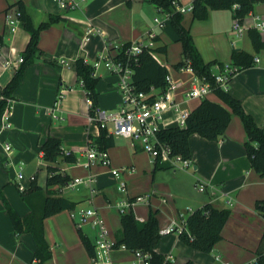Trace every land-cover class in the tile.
<instances>
[{"label": "crops", "instance_id": "0c3cea01", "mask_svg": "<svg viewBox=\"0 0 264 264\" xmlns=\"http://www.w3.org/2000/svg\"><path fill=\"white\" fill-rule=\"evenodd\" d=\"M19 1L24 3L36 27L48 21L50 15H59L61 20L41 31L40 53L32 63L24 66L22 78L12 93L14 106L11 127L0 131V264H27L34 261L36 241L29 232H16L4 198L21 216L30 213L31 208L22 197L18 184L23 183L29 187L33 181L31 176L35 175V181L46 187L48 172L42 143L50 136L60 138L65 149L75 151L77 159L84 161L86 157L83 150L91 143L89 136L96 138L100 134L101 129L88 121L90 108L86 102V90L73 68L76 59L83 58L93 65L108 48L111 55H117L122 45L143 38L151 29L154 17L164 13L161 19H164L165 26L157 29L156 38L160 63L168 68V72L180 84L176 98L184 107L192 111L202 100L185 97V91L193 84L194 73L177 67V63L184 59L182 43L178 40V33L166 24L170 18L169 11L159 9L152 0H132L131 5L128 0H78L79 6L74 9L63 8L54 0H0L3 54L15 59L23 55L30 39L29 32L21 24L12 31L5 21L6 11L16 10ZM251 12L264 16V0L255 3ZM189 14L188 18L184 16V25L190 28L204 60L216 62L212 66L214 72L218 63L231 62L235 48L259 58L253 66L237 71L227 89L242 101L244 109L253 115L256 123L264 126V48L256 50L253 44L249 33L253 29L250 15L244 20L249 28L242 37H237L232 30L235 14L233 6L209 8L206 18L194 16L193 11ZM90 26L99 31L84 42L83 35ZM260 33L264 39V31ZM61 59H65L66 63ZM22 64L18 67H5L0 61V100L4 87ZM101 67L107 68L103 63L95 71L101 81L97 86L98 92L100 96L104 92L115 94L117 101L102 99L98 107L117 110L121 103L118 75L107 68L110 73L105 69L107 74L103 76L97 72ZM62 89L68 90L59 99ZM159 91L156 88L154 94ZM207 98L229 108L214 92ZM54 106L57 108L52 111ZM161 124L162 128L176 125V115L167 113ZM247 139L241 117L232 113V119L219 139L209 140L198 133L190 136V168L175 170L168 181L150 185L147 191L139 194L136 190H128L129 195L123 194L118 189L119 182L117 184L115 180L106 184L103 175L105 167L109 169L110 166L94 164L87 169L79 162L59 160L57 164L71 178L86 176L90 170L94 172L97 179L95 186L99 192L92 196L87 187H81L63 194L74 201L76 207L62 210L44 220L45 236L53 251L52 258L45 264H93L79 230L95 243V228L90 224L81 229L77 227L72 215L74 210L79 207H97L112 237L117 239L121 234L122 215L115 205L116 201L147 193H152L151 200L134 204L133 211L141 221H145L151 209L158 210L160 228L172 220L179 222L182 213L186 212L188 216L191 211L208 202L231 211L222 231V239L210 252L191 247L180 238L179 233L162 235L156 251L174 263L192 260L195 264H224L216 259L217 254L233 264L254 261L264 232V215L256 208V202L264 199V176L251 166L245 148ZM117 140L119 137L115 138V144L107 150L112 167L134 168L132 171H123L118 178L119 181L124 179L127 185L137 177H144L152 165L153 175L155 170L164 165L172 166L169 162L159 161L156 165L157 161L139 145L133 146L126 138L127 141L121 143ZM5 142H10L13 147L10 159L3 149ZM11 159L13 165L10 164ZM25 166L30 169L28 174L23 170ZM19 171L25 175L21 180L17 177ZM178 178H184L187 187ZM198 182L205 185L204 191L195 187ZM193 186L196 192L192 191ZM53 189L58 187L54 186ZM113 257L115 264L139 262L133 252L124 247H118Z\"/></svg>", "mask_w": 264, "mask_h": 264}, {"label": "trees", "instance_id": "16d2710c", "mask_svg": "<svg viewBox=\"0 0 264 264\" xmlns=\"http://www.w3.org/2000/svg\"><path fill=\"white\" fill-rule=\"evenodd\" d=\"M263 0H193L194 16L206 18L209 8H232L236 3L239 7L235 10L240 18H245L252 11L254 4ZM152 2L162 9L170 12L171 22L175 27L183 47L184 59L177 63L181 68L189 64L194 72L201 78L209 81L212 85L213 92L225 105L213 101L209 98H203L200 104L194 108L186 120L184 126L172 125L158 130L159 140L165 142L171 147L173 156L181 155L183 158H191L192 151L190 147V136L198 133L201 136L216 140L225 133L231 119L232 113L239 115L243 121L248 139L245 148L251 162V166L261 176H264V126H259L253 115L246 112L242 101L232 95L228 89H224L215 82L214 71L212 66L216 62H206L195 44L190 28L183 24L184 15L176 9L179 0H152ZM132 0H128L131 5ZM17 10L21 12V25L29 32L30 39L26 49L23 52L24 62L17 70L13 78L3 89V96H12L13 91L18 86L25 65L32 63L37 54L40 53L39 41L40 33L43 29L50 27L54 22L61 20L59 15H50L49 20L35 26L31 16L27 13L26 7L22 1L17 4ZM256 50L264 48V39L260 31L250 29L249 31ZM0 42L3 37L0 35ZM130 43L122 45L117 58H124V51L130 46ZM156 50V48H155ZM135 63V72L133 81L138 90L149 92L151 87L157 88L162 92L167 87L166 75L168 68L157 61L149 49H144L137 55ZM230 64L234 67L231 78L240 69L251 67L255 64V56L251 53L235 48L232 52ZM223 65V63H218ZM80 80H83L87 96L93 100L94 108L99 105V92L97 89L100 77L94 74V66L85 62L83 58H78L73 62ZM155 97L151 94L150 99ZM7 101L4 98L0 100V116L6 107ZM91 144L99 150H106L115 144V137L108 135L101 129L98 137L89 136ZM43 158L46 161L48 172L46 187L39 185L35 180L29 187L21 191L24 200L29 204L31 211L25 216H21L11 206L9 201L4 198L7 211L12 219L17 233L29 232L36 241V251L34 261L27 264H45L53 256V251L45 236L44 220L62 210L74 209L76 203L64 195L60 194L54 186H64L71 180V176L63 171L57 164L59 160L63 162H77V156L74 153L65 154V148L60 138L50 136L41 145ZM159 162H156L158 165ZM53 187V188H52ZM256 208L264 215V199L256 202ZM230 209L219 208L208 202L201 207L191 211L185 220V229L179 233L180 238L191 247L210 252L215 244L222 239L223 228L230 216ZM81 229V228H80ZM160 223L158 210L151 209L147 220L141 221L135 212L121 216V234L116 239V246H125L127 249L134 251L141 249L151 254L152 264H176L167 256L156 251L162 235L160 234ZM80 237L90 256L95 254L94 243L81 230ZM256 259L254 264H264V232L261 242L256 250ZM181 264H195L192 260H187Z\"/></svg>", "mask_w": 264, "mask_h": 264}, {"label": "built area", "instance_id": "2783aa9c", "mask_svg": "<svg viewBox=\"0 0 264 264\" xmlns=\"http://www.w3.org/2000/svg\"><path fill=\"white\" fill-rule=\"evenodd\" d=\"M61 7L66 9H74L79 6L78 0H54ZM239 7L236 3L233 5L234 11ZM161 9V8H159ZM176 9L181 13L187 11H193V2L187 5H181L180 1L176 5ZM21 12L19 10L11 11L8 9L5 13L6 24L15 31L20 20ZM169 15L171 16L170 12ZM251 17V27L257 29L260 32L264 31V16L261 14H253L251 11L247 16ZM246 16V17H247ZM245 18H240L236 12L232 21V30L237 37H242L247 31L249 26L244 22ZM165 26V21L161 20L158 16L153 19V25L151 29L146 33L143 38L134 40L130 43V46L124 51V58H117L116 55L109 53V48L102 54L99 60H97L93 66L94 70L101 64L105 66L114 74L118 75V89L121 94V103L117 110L107 111L99 107L94 108L93 100L87 96L86 102L90 108L88 115V121L90 124H95L99 129H103L108 135H112L115 138L123 137L128 139L133 146L139 145L143 150L147 151L154 161L169 162L173 167L179 166L182 168H190L192 166L191 158H183L181 155L173 156L171 154L170 145L159 140L157 136L158 130L162 129V121L167 113H174L176 115L177 125L184 126L186 120L190 115V109L184 107L180 101L176 98V91L180 88V84L174 79V77L168 72L166 75L167 87L162 92L154 94L156 88L151 87L149 92L138 90L133 81V75L135 72V63L137 62V55L144 49H149L151 55L157 60L161 61L156 48V38L158 30ZM98 29L90 26L86 29L82 40L84 42L90 40V36ZM3 43L0 42V61H2L5 67H18L19 64L24 62L23 55L19 58L5 57L3 54ZM122 47V46H121ZM118 48V53L120 48ZM117 53V54H118ZM63 63H66L65 59H61ZM255 61H259V58H255ZM182 70L192 71L194 73L193 84L189 89L185 91V97L188 99L206 98L213 92L212 85L205 78L198 76L192 67L187 64L181 67ZM234 67L230 63H223V65H217V70L214 73L215 82L223 87L228 88V84L231 81V73ZM94 71V74H95ZM84 86L83 80H80ZM71 89V88H70ZM68 89H62L59 95V99L64 96ZM151 94L155 97L150 99ZM6 99L7 104L0 116L1 130H6L11 127V115L13 111L14 98L2 97ZM58 99V102H59ZM58 103L55 105L57 106ZM52 108V111L57 107ZM4 151L7 153V157L11 158L13 153V147L10 142H5L3 145ZM75 153L71 149H65V154ZM79 154V153H77ZM83 155L86 157L84 161L77 159V162L82 163L87 169H90L94 164H102L111 167L110 156L108 150H99L93 144H89L84 150ZM10 164L13 165L12 159ZM132 171L134 168L123 167L110 169L111 173L117 177H120L123 171ZM18 179L25 177L23 171L17 173ZM31 180H35V175L31 176ZM97 179L94 172H90L86 176H76L64 186L58 187L60 194H64L68 191L79 190L81 187H87L91 195L98 194V188L95 186ZM195 187L199 191L205 190V185L202 182L196 183ZM19 190L23 191L26 186L23 183L18 184ZM118 189L123 194L129 195L128 185L124 179H121L118 184ZM152 193L143 195H136L133 198L124 197L121 200L116 201L115 205L118 208L121 215L129 213L133 210L134 204L139 202H149L152 197ZM229 203L230 200H228ZM182 213L181 220H172L165 226L160 228L161 235H167L170 233H181L185 229V220L187 215ZM73 219L77 227L82 228L84 225L90 224L95 228V254L91 257L93 264H115L113 252L118 248L116 246V239L112 237L110 230L101 215L99 209L95 206L79 207L73 211ZM126 248L124 245L120 246ZM138 264H152L151 254L144 252L141 249L132 251ZM216 259L221 260L224 264H233L230 261H226L220 254L216 255ZM251 261L246 264H254Z\"/></svg>", "mask_w": 264, "mask_h": 264}, {"label": "rangeland", "instance_id": "374dc122", "mask_svg": "<svg viewBox=\"0 0 264 264\" xmlns=\"http://www.w3.org/2000/svg\"><path fill=\"white\" fill-rule=\"evenodd\" d=\"M179 1H180L181 5H187L190 2H192V0H179ZM189 13H191V11H187V12L183 13V15L186 16L185 18L189 17V15H190ZM164 15H165L164 13H158L157 16L160 17V19H161V18H164ZM161 20H164V19H161ZM185 22H186V20H185ZM166 24H168L169 26H172L175 33L177 32L175 27L173 26V24L171 22V18L168 17V19L166 20ZM183 24H185L184 19H183ZM99 66H101V65H99ZM105 69H107V68L101 67L100 70H97V72L101 73L103 76H105L107 74L105 72L106 71ZM107 71H108V73H110V71L108 69H107ZM100 83H101V81L99 82V84ZM103 86H104V84H103ZM100 97H101V99H100ZM102 99H104L106 101L116 102L117 101V95H115V94L112 95L111 93H105L104 92L101 96L99 94V101H101ZM105 108L107 111H115V109H116V108L110 109L107 107H105ZM102 109H104V108H102ZM125 141H127V140H125V138H121V137H119V140H117L118 143L125 142ZM105 168H106V171H105V174L103 175V177L105 179V183L109 184L110 182H113L115 180L118 184V182H119L118 178H120V177L114 176L111 173L110 169L112 168V166L108 167L109 169H107V167H105ZM115 168H118V167H115ZM184 169H188V168H182L179 166L173 167V166H167V165L165 166L164 165L163 167H160L157 170H155L154 175H153L154 165H152V168L149 171H146V175L144 177H137L132 182L129 181L128 190H131L132 192L134 190H136L138 194H139V192L144 193L145 191L148 190L150 185H153L155 183L168 181L169 177L171 176V173L175 172V170L182 171ZM23 170L26 174H28L30 169L25 166V167H23ZM152 177H154L153 181H152ZM40 180H42V179L40 178ZM178 180L181 184H183L185 187H187L184 184V180H185L184 178H178ZM183 189H184V187H183ZM192 191L196 192L194 189V186L192 187ZM135 210H136V208H135Z\"/></svg>", "mask_w": 264, "mask_h": 264}]
</instances>
